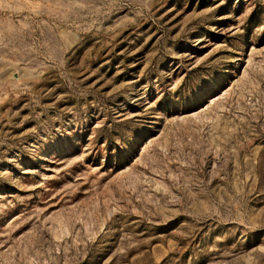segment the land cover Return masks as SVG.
Here are the masks:
<instances>
[{"label":"rangeland","instance_id":"1","mask_svg":"<svg viewBox=\"0 0 264 264\" xmlns=\"http://www.w3.org/2000/svg\"><path fill=\"white\" fill-rule=\"evenodd\" d=\"M0 264H264V0H0Z\"/></svg>","mask_w":264,"mask_h":264}]
</instances>
